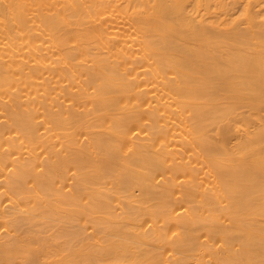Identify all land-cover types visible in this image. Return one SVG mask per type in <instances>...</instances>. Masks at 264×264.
<instances>
[{
  "label": "bare ground",
  "instance_id": "1",
  "mask_svg": "<svg viewBox=\"0 0 264 264\" xmlns=\"http://www.w3.org/2000/svg\"><path fill=\"white\" fill-rule=\"evenodd\" d=\"M0 264H264V0H0Z\"/></svg>",
  "mask_w": 264,
  "mask_h": 264
}]
</instances>
